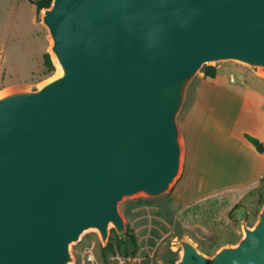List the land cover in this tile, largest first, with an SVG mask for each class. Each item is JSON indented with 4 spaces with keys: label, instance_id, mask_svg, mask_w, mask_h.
Masks as SVG:
<instances>
[{
    "label": "water",
    "instance_id": "95a60500",
    "mask_svg": "<svg viewBox=\"0 0 264 264\" xmlns=\"http://www.w3.org/2000/svg\"><path fill=\"white\" fill-rule=\"evenodd\" d=\"M60 74L0 94V264H71L89 230L126 235L124 199L180 176L181 118L206 66L264 72V0H52L41 11ZM212 257L264 264V206Z\"/></svg>",
    "mask_w": 264,
    "mask_h": 264
},
{
    "label": "rangeland",
    "instance_id": "374dc122",
    "mask_svg": "<svg viewBox=\"0 0 264 264\" xmlns=\"http://www.w3.org/2000/svg\"><path fill=\"white\" fill-rule=\"evenodd\" d=\"M35 11V6L27 0H0V94L17 88H37L58 75L59 67L50 52L51 40L41 23V12ZM46 55L53 62V71L45 67ZM206 67H215V78L206 75ZM206 67L181 118L183 163L180 176L170 191L159 198L139 194L124 199L121 212L126 235L119 236L112 227L104 245L97 231H86L80 241L72 245L74 262L71 264H175L181 257L175 246L180 237L190 238L201 252L212 257L220 248L235 245L243 237L242 219L251 227L256 224L264 206V184L250 191L235 185L230 190L218 188L215 191L204 181H191L183 138L185 122L206 82L216 79L220 72L246 82L264 80V72L235 61ZM223 184L229 183H217L218 186ZM188 188L195 189L196 199L187 206L178 205L173 200L174 193ZM235 202L238 204L231 205ZM88 250L95 255V262L89 261ZM125 250L129 254H125Z\"/></svg>",
    "mask_w": 264,
    "mask_h": 264
},
{
    "label": "crops",
    "instance_id": "0c3cea01",
    "mask_svg": "<svg viewBox=\"0 0 264 264\" xmlns=\"http://www.w3.org/2000/svg\"><path fill=\"white\" fill-rule=\"evenodd\" d=\"M246 134L264 145V80L246 82L220 72L204 84L184 125L185 162L191 181H204L215 191L230 190L234 185L245 191L259 188L264 178V152L259 153ZM219 182L229 184L218 186ZM195 194L194 188H188L174 193L173 200L187 206L196 199Z\"/></svg>",
    "mask_w": 264,
    "mask_h": 264
},
{
    "label": "trees",
    "instance_id": "16d2710c",
    "mask_svg": "<svg viewBox=\"0 0 264 264\" xmlns=\"http://www.w3.org/2000/svg\"><path fill=\"white\" fill-rule=\"evenodd\" d=\"M27 1L31 3L32 5L36 6L37 13H40L44 8L50 6L52 0H39V1L27 0ZM45 67L49 69L50 71L54 70V65L49 55L45 56ZM205 73L210 78H215L217 75L215 67H206ZM246 138L255 146V148L257 149L259 153L264 152V145L262 142H260V140L248 134H246ZM262 184H264V178L262 179ZM132 241L134 243L136 242L135 237L133 236H132ZM125 254H129V251L125 250Z\"/></svg>",
    "mask_w": 264,
    "mask_h": 264
},
{
    "label": "built area",
    "instance_id": "2783aa9c",
    "mask_svg": "<svg viewBox=\"0 0 264 264\" xmlns=\"http://www.w3.org/2000/svg\"><path fill=\"white\" fill-rule=\"evenodd\" d=\"M86 254L88 256L89 261L95 262L96 258H95V255L93 254L92 250H88L86 252Z\"/></svg>",
    "mask_w": 264,
    "mask_h": 264
},
{
    "label": "bare ground",
    "instance_id": "6f19581e",
    "mask_svg": "<svg viewBox=\"0 0 264 264\" xmlns=\"http://www.w3.org/2000/svg\"><path fill=\"white\" fill-rule=\"evenodd\" d=\"M57 74H58V75L60 74V69H59V68H58Z\"/></svg>",
    "mask_w": 264,
    "mask_h": 264
}]
</instances>
